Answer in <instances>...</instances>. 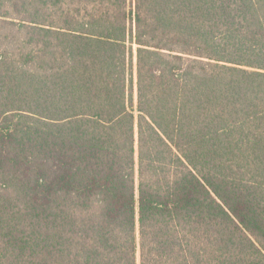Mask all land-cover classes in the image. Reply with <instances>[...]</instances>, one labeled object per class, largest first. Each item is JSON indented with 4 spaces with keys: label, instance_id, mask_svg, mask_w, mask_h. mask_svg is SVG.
Instances as JSON below:
<instances>
[{
    "label": "trees",
    "instance_id": "1",
    "mask_svg": "<svg viewBox=\"0 0 264 264\" xmlns=\"http://www.w3.org/2000/svg\"><path fill=\"white\" fill-rule=\"evenodd\" d=\"M0 264H264V0H0Z\"/></svg>",
    "mask_w": 264,
    "mask_h": 264
},
{
    "label": "rangeland",
    "instance_id": "2",
    "mask_svg": "<svg viewBox=\"0 0 264 264\" xmlns=\"http://www.w3.org/2000/svg\"><path fill=\"white\" fill-rule=\"evenodd\" d=\"M135 51H136V47H135ZM135 62H136V59H135Z\"/></svg>",
    "mask_w": 264,
    "mask_h": 264
}]
</instances>
